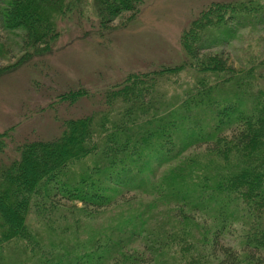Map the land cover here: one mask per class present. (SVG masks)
Wrapping results in <instances>:
<instances>
[{
  "label": "trees",
  "instance_id": "obj_1",
  "mask_svg": "<svg viewBox=\"0 0 264 264\" xmlns=\"http://www.w3.org/2000/svg\"><path fill=\"white\" fill-rule=\"evenodd\" d=\"M142 3L0 0V28L24 47L0 78L52 57L59 21L83 5L101 39ZM263 26L264 0L212 1L180 35L178 64L56 93L53 109H91L1 157L0 264H264V50L239 68L212 51Z\"/></svg>",
  "mask_w": 264,
  "mask_h": 264
},
{
  "label": "rangeland",
  "instance_id": "obj_2",
  "mask_svg": "<svg viewBox=\"0 0 264 264\" xmlns=\"http://www.w3.org/2000/svg\"><path fill=\"white\" fill-rule=\"evenodd\" d=\"M212 1L228 0H143L134 23L101 39L91 33L97 22L88 4L83 5L81 16L74 13L59 21L62 35L52 57L38 61L41 65L36 68L23 67L0 78V135L15 126L14 131L8 133L10 136L3 139L5 152L0 159L5 155V160L12 158L10 150L25 139L56 136L55 117L76 118L91 109L84 101L74 106L56 105L53 109L50 102L56 93L79 85L91 90L101 89L129 72L150 71L160 65L173 66L181 62L180 35ZM116 24L118 21L113 25ZM21 46L20 34L0 28V67L13 64L22 54L24 47ZM249 49L264 50V26L256 30L245 28L228 45L213 47L212 51H224L239 68L240 57ZM116 212H103L97 219ZM226 242L236 244L231 236L226 237ZM131 248L141 250L139 243Z\"/></svg>",
  "mask_w": 264,
  "mask_h": 264
}]
</instances>
